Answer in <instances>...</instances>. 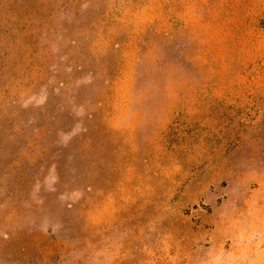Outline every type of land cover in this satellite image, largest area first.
<instances>
[{
    "label": "rangeland",
    "instance_id": "374dc122",
    "mask_svg": "<svg viewBox=\"0 0 264 264\" xmlns=\"http://www.w3.org/2000/svg\"><path fill=\"white\" fill-rule=\"evenodd\" d=\"M0 264H264V0H0Z\"/></svg>",
    "mask_w": 264,
    "mask_h": 264
}]
</instances>
